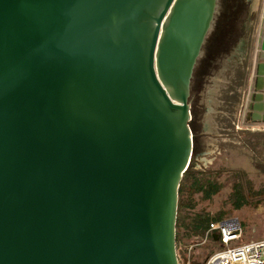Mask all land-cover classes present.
<instances>
[{"label":"water","instance_id":"water-1","mask_svg":"<svg viewBox=\"0 0 264 264\" xmlns=\"http://www.w3.org/2000/svg\"><path fill=\"white\" fill-rule=\"evenodd\" d=\"M218 8L0 0V264H179L192 82ZM257 56L247 108L264 123V22Z\"/></svg>","mask_w":264,"mask_h":264},{"label":"rangeland","instance_id":"rangeland-1","mask_svg":"<svg viewBox=\"0 0 264 264\" xmlns=\"http://www.w3.org/2000/svg\"><path fill=\"white\" fill-rule=\"evenodd\" d=\"M231 1L228 8L237 5L233 19L229 27L219 31V35L233 31L230 52L222 64L212 69L215 76L212 72L203 73L202 69L192 85L194 101L199 103L192 106L191 127L197 156L192 157L191 165L194 170L210 173L222 183V188L211 199L205 200L201 193L196 194V206L183 214V226L193 214L222 212L223 218L240 220L242 240L248 242L264 239V129L256 130L255 122L246 118L247 96L253 87L263 29L264 0ZM230 18L224 16V20ZM234 175L240 176L247 187L248 201L241 208H235L230 197ZM256 191L261 192L256 194ZM183 226L177 227L179 261L183 260L184 249L199 237H188ZM218 248L220 242H207L193 254L197 260L204 259Z\"/></svg>","mask_w":264,"mask_h":264},{"label":"trees","instance_id":"trees-1","mask_svg":"<svg viewBox=\"0 0 264 264\" xmlns=\"http://www.w3.org/2000/svg\"><path fill=\"white\" fill-rule=\"evenodd\" d=\"M240 1V0H238ZM232 3L231 0H219V8L217 11L216 20L211 30L210 34L207 37V40L203 47L202 57L199 59L196 66L193 82L196 77L201 75V70L203 73L210 74L212 69L219 64H222L224 56L230 52L231 38L233 34L232 30L227 31V33H222L219 35V31H222L220 28L229 27L230 21H232L234 12L236 11L237 5L228 8L229 3ZM224 16H231L230 19L224 20ZM221 36V39H220ZM213 74V72H212ZM192 82V85H193ZM192 124V122H191ZM197 156L196 149L193 152V158ZM235 182L233 183L231 200L235 208H241L248 201V193L246 184H244L240 176L234 175ZM222 188V183L214 179L210 173L197 171L193 169L191 165L189 170L184 174L180 188H179V206H178V218H177V227L183 226L185 217L183 214L186 211L192 210L196 206V201L194 199L196 194L201 193L202 199H211L214 194H217ZM261 191H256V194H259ZM187 215H189L187 213ZM184 215V216H187ZM224 213H219L216 215H209L208 213H196L193 214L189 222L184 224L186 235L200 236L205 232L209 227L212 221L222 220ZM177 243L179 242V235L177 233Z\"/></svg>","mask_w":264,"mask_h":264},{"label":"built area","instance_id":"built-area-1","mask_svg":"<svg viewBox=\"0 0 264 264\" xmlns=\"http://www.w3.org/2000/svg\"><path fill=\"white\" fill-rule=\"evenodd\" d=\"M214 234L219 236L218 240L213 238ZM207 242H220V248L197 260L193 251ZM183 253L179 264H264V239L244 242L240 220L228 217L212 221L204 235L195 238Z\"/></svg>","mask_w":264,"mask_h":264},{"label":"flooded vegetation","instance_id":"flooded-vegetation-1","mask_svg":"<svg viewBox=\"0 0 264 264\" xmlns=\"http://www.w3.org/2000/svg\"><path fill=\"white\" fill-rule=\"evenodd\" d=\"M213 75L215 76L216 75V73H214L213 72ZM250 92L251 91H249V93H248V96H247V106H248V104H249V95H250ZM198 98V97H197ZM200 102H201V100H200ZM197 103H199V101L197 102ZM197 103H195V101H194V93L191 91V104H192V106L193 105H196ZM249 111H246V116H248V118H250V120L252 119V117H251V114H249L248 113ZM253 124H255L256 126H258V127H255L254 126V128L256 129V130H259L258 128H260V129H264V123H262V122H255V123H253ZM262 127V128H261Z\"/></svg>","mask_w":264,"mask_h":264},{"label":"crops","instance_id":"crops-1","mask_svg":"<svg viewBox=\"0 0 264 264\" xmlns=\"http://www.w3.org/2000/svg\"><path fill=\"white\" fill-rule=\"evenodd\" d=\"M260 42V41H259ZM248 116H246V118H247ZM250 119V118H249ZM264 125V124H263Z\"/></svg>","mask_w":264,"mask_h":264}]
</instances>
